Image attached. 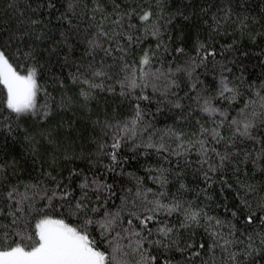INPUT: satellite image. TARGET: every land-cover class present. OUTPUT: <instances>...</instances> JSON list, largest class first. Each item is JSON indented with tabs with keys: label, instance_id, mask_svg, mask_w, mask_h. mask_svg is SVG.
<instances>
[{
	"label": "snow or ice",
	"instance_id": "1",
	"mask_svg": "<svg viewBox=\"0 0 264 264\" xmlns=\"http://www.w3.org/2000/svg\"><path fill=\"white\" fill-rule=\"evenodd\" d=\"M201 3L5 5L0 264H264V3Z\"/></svg>",
	"mask_w": 264,
	"mask_h": 264
},
{
	"label": "trees",
	"instance_id": "2",
	"mask_svg": "<svg viewBox=\"0 0 264 264\" xmlns=\"http://www.w3.org/2000/svg\"><path fill=\"white\" fill-rule=\"evenodd\" d=\"M24 0H20L21 6H23ZM193 0H169V3H172V7L176 8L182 5V3L186 4H191ZM196 3H200V6L202 7L203 4L201 3V0H195ZM9 3V0H0V31L5 30L8 26H15V21L17 19V13H15V10L12 8H7L5 7L6 4ZM248 3L250 5V10L253 13H258V9L262 3H264V0H248ZM5 21L8 23L6 24ZM177 26L181 24V21L178 19L176 21ZM224 42H228L225 40ZM247 47L251 49V62L248 63V68L249 71L253 73V75H259V66L258 62L256 61V53L257 49L254 48L251 44V42L247 41L246 39L243 42ZM253 64H257V67L253 71ZM111 102V100L109 101ZM69 117H72L73 119H76V117L73 116V113L69 111L67 115L65 116V119H69ZM77 129H80L82 131V134L84 135L85 138L90 134V127H89V122L86 120H83V118L77 119V124H76ZM75 134V133H74ZM21 135H22V130H21ZM7 141L8 143H11L12 141L10 138H7L5 135L0 133V142H5ZM79 143V141H78ZM18 147V145H17ZM149 186H152L151 184Z\"/></svg>",
	"mask_w": 264,
	"mask_h": 264
}]
</instances>
